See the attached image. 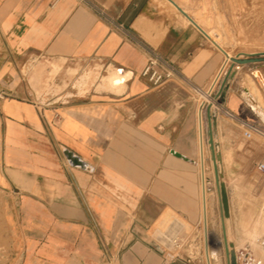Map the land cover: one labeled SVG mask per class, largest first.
<instances>
[{"label": "crops", "instance_id": "1", "mask_svg": "<svg viewBox=\"0 0 264 264\" xmlns=\"http://www.w3.org/2000/svg\"><path fill=\"white\" fill-rule=\"evenodd\" d=\"M88 1L110 19L82 0H0V190L20 201L27 262L160 264L169 237L201 228L199 114L205 180L208 112L219 152L240 120L262 123L235 76L194 91L223 58L192 23L155 0ZM149 49L175 69L158 85L140 75ZM183 254L166 264H196Z\"/></svg>", "mask_w": 264, "mask_h": 264}, {"label": "rangeland", "instance_id": "2", "mask_svg": "<svg viewBox=\"0 0 264 264\" xmlns=\"http://www.w3.org/2000/svg\"><path fill=\"white\" fill-rule=\"evenodd\" d=\"M165 1L155 0L161 6H165L183 18L170 3ZM175 1L188 14L200 20V23L206 22L205 24L212 26V31L216 35L215 40L222 43L227 54L237 56L242 53H264V0ZM221 54L223 59L211 87L232 64L226 63L225 55L222 52ZM227 64L229 65L227 66ZM254 68L260 70L264 76V61L253 63L250 69L246 67L239 68L237 71L233 69L234 76L242 87V95L245 99L243 87L248 84L249 87L257 89L264 101V94L260 92L250 73ZM258 161H264V140L258 134H252L249 139L242 136L235 147L231 146L228 150H222L218 166L222 174L219 179L224 182L228 199L229 215L224 218L228 249L235 251L242 247H248L256 254L264 257V248L260 245V240L264 236V174L256 170L255 164ZM206 175L209 177L206 180L208 181L206 186L210 187L207 191L210 198L211 226L209 228L216 239H222L220 238L222 237V228L218 193L211 167ZM19 207L21 204L17 198L9 191L0 190V264H38L27 262L26 258L29 257L22 255V242L20 240L22 232L18 227L23 216L17 213ZM25 233L31 236L35 232ZM46 238L47 234L45 233L42 241H46ZM202 240L201 228L196 229L195 232L191 233L189 241L181 240V244L178 246L169 245L167 250L173 254L184 252L183 256L188 254L191 258L195 257L196 264H205ZM222 244L223 240L216 248H212L213 250L216 249V252L218 251L216 264H227L224 244ZM18 254L19 256H17ZM47 254L52 253H45L42 257L44 259L50 258L54 264H57L56 254ZM36 258L42 259L41 257Z\"/></svg>", "mask_w": 264, "mask_h": 264}, {"label": "bare ground", "instance_id": "3", "mask_svg": "<svg viewBox=\"0 0 264 264\" xmlns=\"http://www.w3.org/2000/svg\"><path fill=\"white\" fill-rule=\"evenodd\" d=\"M168 3L171 4V6H173V8H175L177 10V8L168 0H166ZM165 1V2H166ZM180 8H182L184 10L185 13H187V11L180 5L178 4L175 0H173ZM178 11V10H177ZM179 12V11H178ZM180 13V12H179ZM181 14V13H180ZM188 14V13H187ZM182 15V14H181ZM191 19L200 27V29L206 34L208 40L213 43L214 45L217 44L220 48H218L224 55H225V62L229 63V64H235L232 62L231 58L234 57H239L238 55H232V54H227L225 49L222 48L219 43L215 40V34L212 30V26H208L207 24H205L206 22H203L205 25H202L200 23V20L194 18L193 16H191L190 14H188ZM183 18L190 22L184 15H182ZM202 21V20H201ZM204 21V20H203ZM206 21V20H205ZM191 23V22H190ZM246 38V37H245ZM243 39V38H242ZM263 42V41H262ZM227 50V49H226ZM228 51V50H227ZM241 58V57H239ZM227 64V66L229 65ZM227 68V67H226ZM252 77L254 78V81L256 82L259 90L261 93L264 94V77L261 73L260 70L254 68L251 72ZM245 81V80H244ZM244 84V83H243ZM243 93L247 99V102L249 103V105L253 108V110L259 115L261 116V118L264 121V101L261 97V95L258 93L257 89L253 88V87H249L248 84L246 86L243 87ZM201 112V111H200ZM199 113V112H198ZM202 113V112H201ZM198 115V114H197ZM203 118V117H202ZM201 116L199 114V119H198V126L199 127V165L202 168V184H201V214H200V222H201V230H202V245H203V256H204V260H205V264H216L218 261V251L216 252V249H212L213 247H217L218 244L222 243V239H216V236L214 235V233L211 231V229L209 228L211 226V217L210 215L207 216L208 210L210 212V208H209V201L210 198L208 196V188L206 185L208 184V181L205 180L204 176H205V172H204V151H203V136H202V132H201ZM198 137V136H197ZM201 183V182H200ZM172 232V231H171ZM163 234V233H162ZM173 234V233H172ZM176 234V233H175ZM173 234V235H175ZM165 235V234H164ZM171 235V234H170ZM163 238V235L162 237ZM166 238V237H165ZM170 238V237H169ZM168 238V239H169ZM222 238V237H220ZM167 239V240H168ZM227 240V239H226ZM166 241V239H165ZM223 245V244H222ZM221 245V246H222ZM228 249V247H227ZM228 251H230L228 249Z\"/></svg>", "mask_w": 264, "mask_h": 264}, {"label": "built area", "instance_id": "4", "mask_svg": "<svg viewBox=\"0 0 264 264\" xmlns=\"http://www.w3.org/2000/svg\"><path fill=\"white\" fill-rule=\"evenodd\" d=\"M82 1H85L86 3H88L90 8L97 15L103 18H106V19H110L102 7L97 6L96 4L89 2L88 0H82ZM148 52H149V56L147 58L145 65L140 71V75L146 78L147 81L150 82L152 85H158L164 82L165 80L169 79L175 73V69L165 59L159 56L154 50L149 49ZM213 87H211L210 85L208 89V93L202 92L197 87H194V91L198 93L200 97L204 98L205 94H208V96L211 94ZM3 96L4 94L0 92V98ZM203 106H204V101H201V108ZM239 124L242 127V133L245 138L249 139L251 138L252 134H258L264 140L263 125L262 126L256 125V124H253L245 120H240ZM255 167L259 173L264 174V161H258L255 164ZM168 241L171 243L170 245L178 246L176 244V239L169 238ZM260 245L262 246V248H264V236L260 240ZM234 255H235L236 264H264V257L256 254L251 248H248V247H242V248L236 249L234 251ZM169 256H171V252L167 250L166 256H163L160 264H166Z\"/></svg>", "mask_w": 264, "mask_h": 264}, {"label": "water", "instance_id": "5", "mask_svg": "<svg viewBox=\"0 0 264 264\" xmlns=\"http://www.w3.org/2000/svg\"><path fill=\"white\" fill-rule=\"evenodd\" d=\"M168 1L171 2L182 15H184L195 27H197L206 36V34L191 19V17L187 13L184 12V10L182 8H180L173 0H168ZM215 46L220 48L217 44H215ZM231 59H232V62L235 63L234 64V65H236L235 69L237 70L244 64H251V63H257V62L264 61V53L243 54V56L241 58L234 57ZM234 65L231 64L228 67V69L226 70V72L223 73L225 78H227V77L232 78L234 76V74H235V72L233 70ZM251 72H252V70H251ZM251 109L253 110L252 107H251ZM253 112L256 114V116L258 117L260 122L264 125V121L261 118V116H259L254 110H253ZM207 116H208V123H209L208 142H209V148H210V158H211V162H212V170H213L214 180H215V184H216V190L218 193V203H219V210H220V223H221V228H222V240H223V244H224V254L226 257V263L227 264H236L234 250L228 251L227 245H226L224 218H227L229 215L228 199H227V194H226L224 182L220 181V179H219L220 176L222 177V174H221L219 166H218V164L220 163V152L215 149L214 142L212 140L211 122H212L213 118L209 112H208ZM63 154L66 157V159L70 165L86 167V164L82 160H80L76 155L71 153L70 151L64 150ZM176 155H178V154H176Z\"/></svg>", "mask_w": 264, "mask_h": 264}]
</instances>
